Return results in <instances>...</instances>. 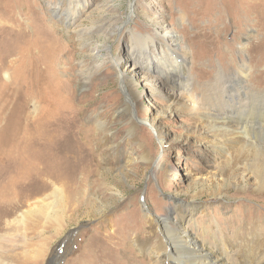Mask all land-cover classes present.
Listing matches in <instances>:
<instances>
[{
  "label": "rangeland",
  "instance_id": "374dc122",
  "mask_svg": "<svg viewBox=\"0 0 264 264\" xmlns=\"http://www.w3.org/2000/svg\"><path fill=\"white\" fill-rule=\"evenodd\" d=\"M166 31L187 52L190 90L178 77L170 92L136 66L149 37L164 45ZM219 68L224 86L264 98V0H0V264H162L133 244L151 235L149 219L183 216L210 248L261 224L264 138L222 147L199 116ZM123 71L141 78L138 114L124 109ZM217 108L237 125L235 107ZM238 160L251 170L248 187L226 175Z\"/></svg>",
  "mask_w": 264,
  "mask_h": 264
},
{
  "label": "bare ground",
  "instance_id": "6f19581e",
  "mask_svg": "<svg viewBox=\"0 0 264 264\" xmlns=\"http://www.w3.org/2000/svg\"><path fill=\"white\" fill-rule=\"evenodd\" d=\"M161 37L166 41V44L155 45V38L149 37V41L145 42V56L143 59H136V66L146 65L149 70L152 69L154 72V79L161 80V84L165 85L164 87L170 89V92L174 89L175 86H177L178 77L184 78L183 90H190L191 87L194 86V82L191 79L190 73L186 69H184L186 67H184V65H186L188 59L186 55L187 52H183V54H181L180 46L179 44H177L179 40V34L175 35L172 31H166L162 34ZM154 49L160 52V58H153L151 56V51H153ZM126 62L127 61H125L123 58L119 57L114 62V65L119 69H122L123 66L126 65ZM92 71L93 70L82 71L81 79L79 80L80 86H86L87 82H91V78L93 75ZM124 73L125 72L123 71L122 77L125 80L127 79V81H129L128 84L130 86V91H128L129 87L126 88L127 99L124 109L126 111L132 112V109L134 108L135 113H137L136 111L139 112L140 105L135 102V107H133L134 104H132V101L134 102L133 98H139V93L137 90L139 88L138 84L141 78L132 76L130 77V80H128L127 75ZM141 73L142 71L140 68L138 70H135V75L139 74L141 76ZM221 74L222 69L219 68L218 72L216 73V82H218V86L213 94V97L205 96L203 99H201V101H213V104L211 106H209L208 104H204L201 107L199 116H201L203 124L213 130V135L217 137L216 139L219 142L218 144L222 147L226 148L227 143L236 141H244V144L251 146H260L263 140L262 138H264V98L261 99L259 103H255L258 93H256L257 91L255 92L254 90L242 92L241 95V92L239 90L247 89L248 85L239 84L238 89H235L234 86H224L223 84L225 81L221 80L223 76ZM238 74L241 78L242 83L249 82L248 77L250 73L247 71V69ZM5 76L9 78L8 74H6ZM72 78L73 76L70 77L68 81L69 83L66 82L67 86L71 85V82L73 80ZM154 87H156L157 89V86ZM221 101H226L228 102L229 106L235 107L239 119L236 126H230L231 123L221 117L222 112H211L212 109H218V103ZM241 114L243 117H241ZM132 126L133 127L130 131L131 135L133 136L135 133L134 130L136 125L132 124ZM233 134H235L234 138L231 137V135ZM166 138L167 137H165L162 133L160 138L161 142L163 143ZM22 159H20L19 162ZM249 169V167L243 165V162L241 160H238L231 164V167H229L226 175L232 176V183L235 182L239 185H246L248 187L249 185L247 181L252 177L251 170ZM237 170H241V180L233 179L237 175ZM23 173L26 172L24 171ZM261 199L264 201V197H261ZM203 210L204 209H202L201 211ZM259 217V222L261 224L257 222L253 225L252 229L250 227L243 226L237 228L236 234L233 236L234 239L230 238L228 234L223 233L220 237L216 238V240L218 241V246H216L215 248H210L205 243H201L196 235H194L188 229V227L184 226L185 221H182L183 216L180 217L177 223L173 222L170 216H166L163 219L155 217L149 219L151 235L148 236V238L147 236L144 238H137L136 236L134 237L133 244L136 245L142 252H152L154 256L160 259V261L163 260L162 264H173L174 261L178 262V264H264L263 211L259 212ZM24 218L25 215L22 216L21 220H24ZM158 228H161L164 233L162 234V237H158V239L160 240L158 244L156 243L157 245L154 244L153 246L151 243V239L155 236L156 230L158 231ZM248 231H250V233L245 236L239 235V233L245 234ZM231 255L236 256L237 263H232L231 261H229Z\"/></svg>",
  "mask_w": 264,
  "mask_h": 264
}]
</instances>
